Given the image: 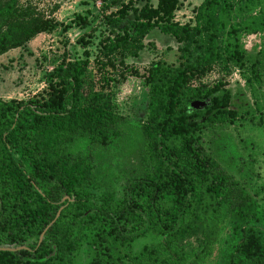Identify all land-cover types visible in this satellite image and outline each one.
<instances>
[{
	"label": "trees",
	"instance_id": "1",
	"mask_svg": "<svg viewBox=\"0 0 264 264\" xmlns=\"http://www.w3.org/2000/svg\"><path fill=\"white\" fill-rule=\"evenodd\" d=\"M134 1L102 0L105 20L119 24L128 12L134 19L123 34L102 45L98 88L85 101L91 63L65 54L41 93L0 102L6 155L0 163V264H70L86 232L91 233V264H186L187 240L201 237L205 244L222 205L240 191L203 151L199 134L233 125L243 115L231 108V67L253 96L260 88L264 54L252 57L243 50L240 34H264V17L245 21L241 13L253 1L234 6L231 0H203L196 24L180 25L174 21L179 0H157L155 7L140 9L133 8ZM0 17V57L59 25L8 3L0 5ZM231 17L238 19L236 27L223 34ZM152 31L176 41V68L159 61L124 62L122 49L132 47L130 56L136 58ZM128 79L146 87L148 104L133 154L136 163L127 158L117 190L95 184L87 158L65 146L75 137L104 140L112 124L123 121L116 101ZM241 204L235 213L236 242L225 263L264 264V207ZM147 234L162 243L133 253L132 243Z\"/></svg>",
	"mask_w": 264,
	"mask_h": 264
},
{
	"label": "rangeland",
	"instance_id": "2",
	"mask_svg": "<svg viewBox=\"0 0 264 264\" xmlns=\"http://www.w3.org/2000/svg\"><path fill=\"white\" fill-rule=\"evenodd\" d=\"M249 1H253L254 5L251 4L247 13H241L245 21L264 17V0H231V3L234 6L249 5ZM202 2L179 0L174 21L180 25L194 26L196 10ZM6 3L21 8L28 15L54 18L59 25L0 57V102L26 101L41 93L46 89L47 75L65 54L70 58H88L91 63L81 97L85 101L98 88L97 62L103 60L98 59L102 45L123 34V28H129L134 19V12H128L119 24L105 20L100 11L102 0H0V5ZM145 4L155 7L157 0H135L133 8L140 9ZM114 11L111 9L106 15ZM237 21L233 17L226 21L223 34L230 26L236 27ZM2 23L3 18L0 17V26ZM240 42L243 50L252 57L260 51L264 54V34L242 33ZM143 44L145 49L138 52L136 58L130 56V52L134 51L132 47L122 49L121 57L126 64L140 66L159 61L170 68L177 67L178 46L173 38L152 31L147 34ZM230 72L231 108L243 115L233 125L209 128L201 132L199 137L206 155L213 159L227 178L239 185L240 191L230 194L229 201L222 205L219 220L212 229V235L205 239V244L201 245V237L187 240L186 248L190 257L186 264H226L225 259L236 242L235 213L241 208V202H253L264 207V77L253 96L245 87L239 70L231 67ZM116 102L124 119L112 124L104 140H100L97 135L75 137L74 143L65 146V150L87 158L95 184L104 185L105 182L109 184L108 187L119 190L127 158L132 156V163H136L133 154L142 139L140 130L148 104L146 87L136 79H128ZM5 158L0 143V163ZM2 185L0 183V188ZM90 240L91 233L86 232L70 264H91L94 253L89 245ZM162 241L159 236L147 234L132 243L131 251L138 253Z\"/></svg>",
	"mask_w": 264,
	"mask_h": 264
},
{
	"label": "water",
	"instance_id": "3",
	"mask_svg": "<svg viewBox=\"0 0 264 264\" xmlns=\"http://www.w3.org/2000/svg\"><path fill=\"white\" fill-rule=\"evenodd\" d=\"M197 107V106H196Z\"/></svg>",
	"mask_w": 264,
	"mask_h": 264
}]
</instances>
